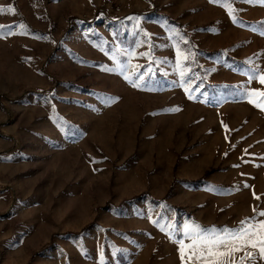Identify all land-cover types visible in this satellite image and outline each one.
<instances>
[{"label": "rangeland", "instance_id": "rangeland-1", "mask_svg": "<svg viewBox=\"0 0 264 264\" xmlns=\"http://www.w3.org/2000/svg\"><path fill=\"white\" fill-rule=\"evenodd\" d=\"M261 75L264 0H0V264H199L186 228L264 220Z\"/></svg>", "mask_w": 264, "mask_h": 264}, {"label": "snow or ice", "instance_id": "snow-or-ice-1", "mask_svg": "<svg viewBox=\"0 0 264 264\" xmlns=\"http://www.w3.org/2000/svg\"><path fill=\"white\" fill-rule=\"evenodd\" d=\"M259 83L264 85V75L259 77ZM247 95L249 103L264 110V91L252 90ZM259 216L264 217V211L259 212ZM251 221H256V216ZM185 240L191 243L185 244ZM177 242L182 262L187 255L189 261L194 258L199 264H235L234 254L247 248L257 250L260 258L264 259V220L256 223L241 221L239 227L225 228L223 234L215 229L204 234V230L196 225L191 229L186 228L183 239ZM245 257L252 258V264H255L253 252L246 251Z\"/></svg>", "mask_w": 264, "mask_h": 264}]
</instances>
